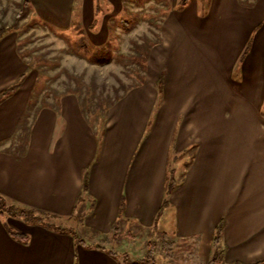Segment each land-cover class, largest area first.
<instances>
[{
    "label": "crops",
    "instance_id": "crops-1",
    "mask_svg": "<svg viewBox=\"0 0 264 264\" xmlns=\"http://www.w3.org/2000/svg\"><path fill=\"white\" fill-rule=\"evenodd\" d=\"M124 1L98 0L108 7L98 11L96 0H30V11L53 29H78L99 46L131 30L119 18ZM153 2L159 6L154 18L162 41L134 56L145 69L143 80L108 109L101 138L87 123L79 97L63 92L40 105L26 154L9 151L36 80L16 53L12 33L1 39L0 72L4 64L10 72L0 73V95L28 74L0 103V193L61 219H77L99 237L112 234L117 224L154 228L174 244L193 242L207 262L216 228L223 224L224 264H260L264 0ZM170 171L179 183L167 196ZM82 193L86 202L80 205ZM77 212L84 217L78 220ZM5 218L0 216V264H133L135 259L127 252L113 254L98 240L83 237L81 244L67 229L8 217L12 225Z\"/></svg>",
    "mask_w": 264,
    "mask_h": 264
},
{
    "label": "rangeland",
    "instance_id": "rangeland-1",
    "mask_svg": "<svg viewBox=\"0 0 264 264\" xmlns=\"http://www.w3.org/2000/svg\"><path fill=\"white\" fill-rule=\"evenodd\" d=\"M96 1L98 11L107 6ZM152 1L125 0L119 18L127 20L131 30L112 36L99 46L90 44L78 29H53L28 10L9 33L15 38L16 53L34 73L33 81L36 80L31 94L29 121H33L36 110L46 98L52 101L56 94L70 89L79 97L85 119L95 136L101 138L112 103L143 80L145 69L134 56L146 55L162 41L160 21L154 18V11L159 6L154 2L151 4ZM19 5L18 0H0V25H12L20 10ZM4 65L0 73L5 77L10 66ZM5 219L13 225L10 218ZM57 221L70 225L66 220ZM74 229L80 232L78 235L82 239L98 240L102 246L120 254L127 252L135 259L143 258L151 247L156 264H207L197 256L193 242L175 241L173 259L165 257L161 248V232L154 228L123 225L115 233L102 237L80 227L78 221Z\"/></svg>",
    "mask_w": 264,
    "mask_h": 264
},
{
    "label": "trees",
    "instance_id": "trees-1",
    "mask_svg": "<svg viewBox=\"0 0 264 264\" xmlns=\"http://www.w3.org/2000/svg\"><path fill=\"white\" fill-rule=\"evenodd\" d=\"M19 6H20V10L16 14L15 20L12 23V25L10 26L0 25V41L6 34L9 33L11 29H13L16 26L18 20L24 17L27 11L30 10V0H20ZM27 74L28 73L23 72L13 83H11L7 87V89L0 95V103L4 101L6 98H8L10 95H12L22 85L25 78L27 77ZM81 84L82 83L80 82L79 85ZM66 92H74V91L68 89ZM31 105H32V100H30L29 108H31ZM38 111H39V108L36 110L34 119L36 118ZM29 116H30V109L26 111L19 120L18 134L14 136L12 146L9 149V151H11L15 155L24 156L27 152L30 132H31L33 121H34L33 119V121L30 122ZM185 165L187 166V164ZM177 175H178L177 173H173L172 171H170L168 181H167V186H166L167 196L171 194V192L177 187L179 183L177 179ZM85 190H87V186L84 187V191ZM83 193L78 198V204L80 205L86 202V197ZM78 211H81V209L78 208ZM0 216H4L7 218L11 217L15 219H20L29 224L43 225L46 228L54 229V230H66L67 229L74 235V238L78 242H80L81 244H85L84 240L81 237H79L76 230L74 229V225L77 222V219H73V218H67V219L62 218L61 219V217H58L54 213L22 204L1 193H0ZM83 217H84L83 212L76 213V218H78V220L80 218L82 219ZM57 219L66 220L68 223L70 222V225L69 226L64 225L65 223H63L62 221H57ZM117 229H118V224L114 227L113 233H115ZM9 232L11 235H14L16 237H21V238L27 237L26 234L20 233L13 229H9ZM222 234H223V224L219 225L216 228L213 245H212V253H211L210 259L208 260L207 264H224L226 248L222 242ZM174 247H175V244L170 239L169 235L166 233H161V248H162V252L164 253L165 257L171 258V260L173 259ZM110 252H112L113 254H116V251L114 250L113 251L111 250ZM131 260L133 264H140L144 262H149L150 264H156V256L154 255L153 248L151 247L148 249L147 254L143 258L134 259V260L131 259ZM260 264H264V262Z\"/></svg>",
    "mask_w": 264,
    "mask_h": 264
}]
</instances>
